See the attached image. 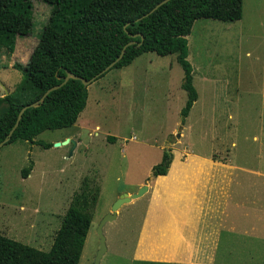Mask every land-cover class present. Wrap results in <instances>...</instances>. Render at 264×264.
<instances>
[{
	"label": "rangeland",
	"instance_id": "obj_1",
	"mask_svg": "<svg viewBox=\"0 0 264 264\" xmlns=\"http://www.w3.org/2000/svg\"><path fill=\"white\" fill-rule=\"evenodd\" d=\"M31 11V32L16 36L9 53L0 48V96L20 80L12 65L27 61L49 15L40 0H31ZM185 38L196 100L183 120L179 111L186 93L175 55L145 52L87 85L85 106L70 127L34 137L49 147L21 140L0 146V234L47 250L72 194L87 177L98 195L77 264H91L97 225L118 196L146 184L151 189L155 182L163 187L162 175L150 176L163 151L187 166L199 165L196 157L215 161L222 176L232 164L264 171V0H242L237 21L198 18ZM65 139L77 144L54 146ZM234 174L222 190L226 195L235 190L236 198H222L220 219L201 218L194 254L207 259L205 240L217 227L209 264H264V178ZM150 189L121 204L102 225L105 250L97 264H151L135 259L168 257L166 207Z\"/></svg>",
	"mask_w": 264,
	"mask_h": 264
},
{
	"label": "trees",
	"instance_id": "obj_2",
	"mask_svg": "<svg viewBox=\"0 0 264 264\" xmlns=\"http://www.w3.org/2000/svg\"><path fill=\"white\" fill-rule=\"evenodd\" d=\"M40 1L49 7V15L27 61L12 65L19 71L20 80L11 92L0 96V141L14 124L19 109L32 102L36 105L23 110L4 144L21 140L49 147L51 144L34 137L44 130L70 127L85 106L87 90L80 80L68 78L38 101L41 94L60 83L67 72L83 79L96 75L129 41L107 71L124 67L145 52L174 54L182 69L180 88L186 93L179 111L183 120L196 100L185 38L193 21H237L241 17V0H168L145 16L160 0ZM31 29V0H0V48L9 53L15 37L27 35ZM170 161L169 151H163L159 162L151 166L150 176L164 175ZM30 167L31 163L21 170L22 177ZM97 195L98 186L82 178L47 250L0 234V264H77Z\"/></svg>",
	"mask_w": 264,
	"mask_h": 264
},
{
	"label": "crops",
	"instance_id": "obj_3",
	"mask_svg": "<svg viewBox=\"0 0 264 264\" xmlns=\"http://www.w3.org/2000/svg\"><path fill=\"white\" fill-rule=\"evenodd\" d=\"M70 136L72 135H69V137ZM72 141L74 142V147L77 141ZM196 158L201 161L199 165L191 164L187 166L188 163L185 161L181 162L177 156H172L165 172L166 175L164 174L161 176L162 182L164 183L163 187H157V182H155L150 189V184H146L147 187L144 192L150 189L151 196L152 194L155 195L159 201H162L161 205H163V207L165 205L166 207L164 210L166 215L165 224L170 229L169 231H171V238L169 241L170 253L168 257L163 255L161 258L157 259H135L133 256L132 258L135 260L138 259L151 264H209L210 257L217 241L214 235L217 236L216 232L219 228H214L212 230V237L209 240H205L206 244H204V248L209 251L207 259L202 261L196 259L197 257L194 252L200 249L198 245L201 243V240L196 237V234L201 231V229L198 228V224L201 223V218L204 216L210 218L213 214L220 219L222 198H236L235 194H237V192L235 193V190H233L232 195H226L222 190L223 185L226 186L227 183L234 182V171L247 173L251 178L253 176L264 178V171L243 166V164L230 165L228 173L222 176L221 164L215 161L201 160L199 157ZM179 172H181V175L175 178V175ZM223 188L225 190V187ZM214 194H217V196ZM251 197L252 195L250 192V198ZM145 214L146 207L144 216ZM144 216L141 218L142 223L145 220ZM204 231L206 230H203V232ZM181 252L185 253L184 257L178 255V253L180 254Z\"/></svg>",
	"mask_w": 264,
	"mask_h": 264
},
{
	"label": "water",
	"instance_id": "obj_4",
	"mask_svg": "<svg viewBox=\"0 0 264 264\" xmlns=\"http://www.w3.org/2000/svg\"><path fill=\"white\" fill-rule=\"evenodd\" d=\"M168 0H160L158 1L156 4H154L143 16L149 14L150 12H152L154 9H156L157 7H159L161 4L167 2ZM131 42H127L126 44H124L118 54V56L112 61L110 62L107 66H105L100 72H98L96 75L92 76L89 79H83L82 77L76 76L72 73L67 72L65 74V76L63 77L62 81L56 85L50 86L48 87L39 97L38 101H41L44 96L51 90L61 86L62 84H64L68 78H73V79H78L81 81V83L86 87L87 85H89L97 76H99L100 74L104 73L105 71H107L123 54L124 48L126 47V45L130 44ZM36 105V102H32V103H28L23 105L19 111L18 114L16 116V120L14 122V124L11 126V128L9 129V131L7 132L6 136L3 138V140L0 141V146L3 145L10 137L12 131L14 130V128L16 127L19 118L21 117V114L23 112L24 109H26L29 106H34ZM69 140L65 139L61 142H55L54 146H58L60 144H65L67 143ZM72 142V144L74 145V142L72 140H70ZM146 185H142L140 186L135 192L132 193H123L120 194L118 196V198L113 202L112 206L110 207V211L100 220V222L97 225V229H96V233L98 236V248L95 252V255L93 257L92 263L91 264H97L98 260L100 258V256L103 254L104 250H105V245H104V237L102 235V231H101V227L102 225L113 219L116 215V211L119 208V206L125 202L130 201L131 199H134L136 197H139L145 190H146Z\"/></svg>",
	"mask_w": 264,
	"mask_h": 264
}]
</instances>
